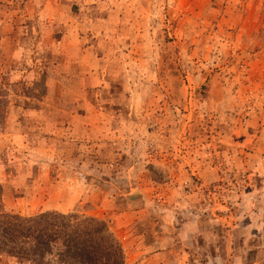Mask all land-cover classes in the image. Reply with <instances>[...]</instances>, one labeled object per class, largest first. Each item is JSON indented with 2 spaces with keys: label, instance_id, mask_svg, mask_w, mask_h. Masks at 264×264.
I'll return each instance as SVG.
<instances>
[{
  "label": "rangeland",
  "instance_id": "obj_1",
  "mask_svg": "<svg viewBox=\"0 0 264 264\" xmlns=\"http://www.w3.org/2000/svg\"><path fill=\"white\" fill-rule=\"evenodd\" d=\"M43 211L264 264V0H0V212Z\"/></svg>",
  "mask_w": 264,
  "mask_h": 264
},
{
  "label": "trees",
  "instance_id": "obj_2",
  "mask_svg": "<svg viewBox=\"0 0 264 264\" xmlns=\"http://www.w3.org/2000/svg\"><path fill=\"white\" fill-rule=\"evenodd\" d=\"M0 252L29 264H125L103 220L72 212H0Z\"/></svg>",
  "mask_w": 264,
  "mask_h": 264
}]
</instances>
